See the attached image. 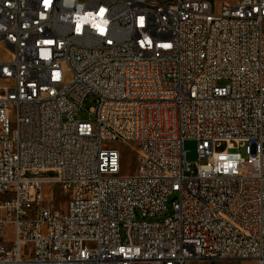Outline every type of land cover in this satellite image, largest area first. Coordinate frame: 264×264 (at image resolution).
<instances>
[{"label": "built area", "instance_id": "built-area-1", "mask_svg": "<svg viewBox=\"0 0 264 264\" xmlns=\"http://www.w3.org/2000/svg\"><path fill=\"white\" fill-rule=\"evenodd\" d=\"M0 44V264H264V0H0Z\"/></svg>", "mask_w": 264, "mask_h": 264}, {"label": "rangeland", "instance_id": "rangeland-1", "mask_svg": "<svg viewBox=\"0 0 264 264\" xmlns=\"http://www.w3.org/2000/svg\"><path fill=\"white\" fill-rule=\"evenodd\" d=\"M222 3L219 2L220 5ZM6 51L1 48L0 55H4ZM2 83V82H0ZM95 106L94 100L92 96L87 97L84 102L79 107V112L76 116L77 120L85 121L90 118L88 112L91 108ZM112 150H116L119 156V174L122 176H132L136 170V151L135 147L132 143H111L108 145ZM225 149V144H221L218 148V151H222ZM232 152H236L240 154L241 158L246 160L247 153L246 148L238 147L237 149L232 150ZM65 205V199H62L58 202L54 207L56 209L63 208ZM156 220V219H155ZM2 241L0 240V245ZM186 264H255L250 260H226V261H192Z\"/></svg>", "mask_w": 264, "mask_h": 264}, {"label": "crops", "instance_id": "crops-1", "mask_svg": "<svg viewBox=\"0 0 264 264\" xmlns=\"http://www.w3.org/2000/svg\"><path fill=\"white\" fill-rule=\"evenodd\" d=\"M3 48L6 53L4 55H0V62H4V61H7L9 60L10 58V55H9V52L7 49L4 48V46L2 44H0V49ZM1 82V81H0ZM1 84V83H0ZM189 263V262H188Z\"/></svg>", "mask_w": 264, "mask_h": 264}, {"label": "bare ground", "instance_id": "bare-ground-1", "mask_svg": "<svg viewBox=\"0 0 264 264\" xmlns=\"http://www.w3.org/2000/svg\"><path fill=\"white\" fill-rule=\"evenodd\" d=\"M260 122L264 123V111L260 112Z\"/></svg>", "mask_w": 264, "mask_h": 264}, {"label": "snow or ice", "instance_id": "snow-or-ice-1", "mask_svg": "<svg viewBox=\"0 0 264 264\" xmlns=\"http://www.w3.org/2000/svg\"><path fill=\"white\" fill-rule=\"evenodd\" d=\"M101 12H103V10H101ZM101 31H103V29H101Z\"/></svg>", "mask_w": 264, "mask_h": 264}]
</instances>
